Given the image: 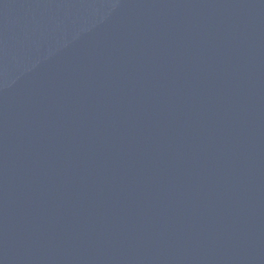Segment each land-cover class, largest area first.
<instances>
[{"label": "water", "instance_id": "1", "mask_svg": "<svg viewBox=\"0 0 264 264\" xmlns=\"http://www.w3.org/2000/svg\"><path fill=\"white\" fill-rule=\"evenodd\" d=\"M0 264H264V0H0Z\"/></svg>", "mask_w": 264, "mask_h": 264}]
</instances>
